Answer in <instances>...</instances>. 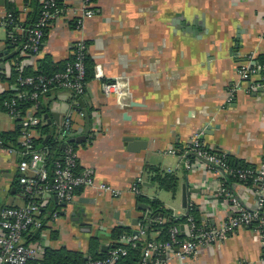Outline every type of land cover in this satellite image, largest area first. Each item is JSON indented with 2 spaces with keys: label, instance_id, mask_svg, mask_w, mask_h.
<instances>
[{
  "label": "crops",
  "instance_id": "0c3cea01",
  "mask_svg": "<svg viewBox=\"0 0 264 264\" xmlns=\"http://www.w3.org/2000/svg\"><path fill=\"white\" fill-rule=\"evenodd\" d=\"M42 1L2 0L0 20L15 14L14 33L25 37L23 29L31 24L28 18L39 13ZM56 2L62 13L47 30L38 55L22 54L21 42L10 45L14 55L0 70V94L18 91L16 80L10 79L14 67L16 71L34 70L37 60L44 57L55 64L67 62L79 41L87 43V55L94 66H100L102 80L122 78L126 88L122 96L105 97L101 81L94 78L75 103L71 93L63 90H51L40 99L51 132H57L64 115L74 113L76 125L83 128L76 138H85L75 142L79 168L91 169L97 182L119 191L113 198L92 189L78 190L74 200L78 206L67 212L83 209L80 220L65 216L74 237L51 248L42 239L45 226L38 233L44 248L87 254L91 237H97L100 246H108L114 227L130 226L131 219L144 214L137 210L131 191L139 179V194L159 200L176 216L185 213L181 206V186L185 185L188 204L202 224L217 226L227 221L233 211L218 192L227 178L195 159L185 169L178 156L167 151L174 148L181 153L192 135L202 133L208 147L226 154L235 164L254 169L264 164V92L251 88L255 80L240 82L235 73L250 58L264 61V0H92L94 16L78 29L74 21L80 15L79 0ZM7 37V29L0 27L1 45L9 46ZM229 94H233L231 102L225 105ZM78 112L84 118H78ZM34 113L28 108L19 112V118H12L0 109V133L15 131L22 117ZM126 138L144 142V148L129 152ZM18 162L16 155L0 150V210L23 205ZM146 166L178 178L176 194L169 193L171 205L163 202L162 190L149 182ZM229 189L244 207H255L258 194L254 186L234 181ZM40 205L46 221L53 210L58 215L63 210L53 197L41 200ZM253 227L237 229L224 241L201 248L187 264H264ZM51 229L48 236L53 238L56 233Z\"/></svg>",
  "mask_w": 264,
  "mask_h": 264
},
{
  "label": "built area",
  "instance_id": "2783aa9c",
  "mask_svg": "<svg viewBox=\"0 0 264 264\" xmlns=\"http://www.w3.org/2000/svg\"><path fill=\"white\" fill-rule=\"evenodd\" d=\"M79 4L80 15L74 21L77 29L82 26L85 20L94 16L92 0H79ZM61 13L62 8L56 0H43L37 18L29 24L28 28L23 29L25 41L20 44L19 51L22 54L38 55L47 30L60 17ZM0 27L5 29L11 27L12 31L15 32L17 30L16 18L9 14L0 20ZM86 54V43L77 42L73 49V60L66 64L62 72L49 77L23 76L21 70L17 69L19 73L16 78L18 89L14 96L16 100L12 99L5 104L6 113L12 118H19L15 101L31 102L29 108L37 113L40 99L51 90L70 92L75 103L76 99L85 93L87 86L84 65ZM235 73L240 82L255 80L251 88L261 89L264 92V61H255L250 58L246 64L238 65ZM94 78L101 81L102 94L105 97L124 95L126 87L123 79L114 78L110 81H103V74L99 65L94 66ZM26 87L31 88V91L19 90V88ZM232 95L229 94L225 99V105L230 104ZM35 113L20 119L23 129L18 147H5L0 139V150L19 158L17 164L18 185L23 200L21 206L3 207L0 210V264H45L42 261V250L45 244L41 241L36 245L27 244L37 231L46 226V222H51L58 217V212L53 210L49 214L48 220H44V211L41 210L40 205L41 200L56 197L58 204H70L75 200L76 192L80 189H92L97 195L109 194L113 198L119 195V191L104 183L97 182L91 169L79 168L77 152L70 145L75 142H70V140H75L83 128L81 125H76L73 112L64 115L59 123L56 139L61 144H65V147L62 155L53 162L51 170H48L46 168L47 152L33 147V140L39 137V133L34 128L46 121L42 114L38 116ZM77 117L84 118V113L78 112ZM201 136L202 133L192 135L181 153H178L174 148L169 149L167 153L178 156L180 166L185 169H189L190 159H195L204 163L207 170L221 172L224 178H233L241 184L250 181L258 194L255 209L249 210L244 207L220 183L218 186L219 195L223 196L229 203L233 211L232 216L217 226L197 224L194 217L189 214L193 206L187 203L185 213L182 216L185 219L183 224L184 239L178 240V236L181 234L180 229L178 226L172 227L169 230L168 242L160 243L151 240L144 246L139 264H187L201 248L222 242L237 229L247 228L253 224H256L253 228L258 234L264 258V164L258 169L252 167L232 168L229 166L227 155L208 147ZM140 183L141 180L139 179L131 186V191L135 195L139 194L138 185ZM146 219V214L142 215V220ZM135 231L137 232L136 236L125 237L122 239V243L134 246L137 236L145 237L146 235V228L139 222ZM125 255L124 249H112L105 257L86 258L80 264H115ZM239 264L249 263L240 262Z\"/></svg>",
  "mask_w": 264,
  "mask_h": 264
},
{
  "label": "trees",
  "instance_id": "16d2710c",
  "mask_svg": "<svg viewBox=\"0 0 264 264\" xmlns=\"http://www.w3.org/2000/svg\"><path fill=\"white\" fill-rule=\"evenodd\" d=\"M37 15L38 12L31 18H28V20H30V22L32 23L37 18ZM12 17L15 18V14L12 13ZM7 36V45H16L15 43L18 44L25 41V37L14 33L11 27L7 28ZM260 59L263 60V58ZM72 60L73 57L70 58L67 62H60L55 64L52 63V61L47 57L40 58L37 60L36 68L34 70H31V68L29 67L28 69L21 70V74L23 76L49 77L55 73L62 72L65 69L66 64L68 62H71ZM84 65L86 69V81L88 83L94 79V63L87 54L84 57ZM18 73L19 72L16 71L14 67L11 71L10 79L16 80ZM19 90L23 92H30L31 88H19ZM16 93L7 91L0 94V109L6 112L7 109L5 107V104L10 102L12 99L16 100V98H14ZM31 104V102L15 101L16 111L18 113H24L25 110L31 107ZM38 107L39 108L35 115L39 116L41 114L45 115L47 113V110L41 107L40 101ZM22 129L23 127L20 126L13 132L0 133V139L3 141L4 146L7 147L10 144L12 147H18L19 142L17 141V139L22 136ZM34 129L39 133V137L33 140V147L34 149L44 150L47 152L46 168L48 170H51L53 162L63 153V144H61L60 141L56 139V133H54L53 131L51 132L50 127L46 123L40 126H36ZM46 136H49V138L44 142ZM70 145L75 147V143H72ZM182 150L184 149H181V151ZM227 157L230 167L245 168V166H239L237 163L235 164L229 156ZM247 167L249 166H246V168ZM144 171L146 175H148L149 182L157 189L171 193L172 195L176 194L178 187V178L176 177V175L163 172L159 168L154 166H146ZM234 181L236 180L228 177L224 182V187L227 188V190H230V185ZM246 184L252 185L250 181L246 182ZM139 186L140 185H138V187ZM135 201L136 205L143 204L148 206V209L147 211L143 212L144 214H146L147 219L143 221L142 216L139 218V224L143 225L146 228V235L145 237L137 236L134 246H132L131 244L122 243V239L128 236H136L137 233H134L135 230H132L130 228L114 227L109 233L110 244L108 245L107 252H101L99 239L97 237H91L88 243L87 254H83L77 251H68L65 248L51 249L47 247L43 248L42 250V261L45 264H80L85 261V258H102L108 254L109 250L121 248L126 251V255L121 257L115 264H139L141 261L142 250L148 242H150L151 240L160 243L168 242L169 230L174 226L179 227L180 225H183L185 223V219L183 217L175 216L171 210L165 208L164 205L157 199H150L138 194L136 195ZM189 214L194 217L197 224H201L194 207H192V210L189 211ZM159 221H161V223H159ZM254 225L256 224H253V226ZM41 230L37 231L34 236H32L31 239L28 240V245L31 241L34 242L33 245H36L40 241L38 233ZM183 239V236H178V240ZM155 257L156 255L154 256V258Z\"/></svg>",
  "mask_w": 264,
  "mask_h": 264
},
{
  "label": "water",
  "instance_id": "95a60500",
  "mask_svg": "<svg viewBox=\"0 0 264 264\" xmlns=\"http://www.w3.org/2000/svg\"><path fill=\"white\" fill-rule=\"evenodd\" d=\"M0 3H2V0H0ZM193 26H195V25H193ZM187 31L195 32V30H192V28H187ZM10 48H11L10 45L5 46L3 44L2 45L0 44V70H3V65H4L3 62L6 60H9L14 55V52H9ZM261 91H262L261 89L258 90V92H261ZM79 102H81V100H79ZM44 118L47 120V122L49 121L47 115H45ZM207 129H208V131H211V127L207 126ZM205 133H206V135H210V134H207L210 132H205ZM48 138H49V136H46V138L44 139V142L47 141ZM82 139L85 140V138L81 137V138H76L75 140H70V142H79ZM201 139H203V135L201 136ZM125 142L128 145L127 147H128L129 152H136V151H139L140 148L141 149L144 148V142H141L140 140H137V139L126 138ZM64 147H65V144L62 145V148H64ZM144 185H147V184H144ZM257 199H258V196H257ZM53 200L55 203H58L56 200V197H54ZM78 203L79 202H77V201H73L70 204H62L61 206L63 207V210L60 212V215L61 216H67L68 215L70 218H72L73 221H75V222L79 221L80 215L83 213V209H79L77 212H72L71 214H68V212H67L69 208H71V209L76 208L78 206ZM187 203H188V192L186 190L185 185H182L181 186V206L183 209H185L187 207ZM136 208H137V210L145 212V211H147L148 206L143 205V204H138L136 206ZM254 209H255V207L252 210H254ZM263 216H264V213H263ZM126 217H127V219H130V212H127ZM138 222H139V219L134 218V219H131V225L130 226H124L122 224H119L118 227H121V228H130L131 226L136 227ZM179 229L181 232L180 235L183 236L184 235V232H183L184 226L180 225ZM134 233H137V232L134 231ZM100 250H101V252H107L108 246L107 245H101ZM85 260H86V258H85Z\"/></svg>",
  "mask_w": 264,
  "mask_h": 264
},
{
  "label": "rangeland",
  "instance_id": "374dc122",
  "mask_svg": "<svg viewBox=\"0 0 264 264\" xmlns=\"http://www.w3.org/2000/svg\"><path fill=\"white\" fill-rule=\"evenodd\" d=\"M160 194L163 202H165V204L171 205V194L165 191H161ZM46 226L47 228H45L42 233V239L44 237V240L46 239V241L49 242V246L51 248L59 244L60 241L62 242L63 240L72 237V235L74 237V231L73 229L71 230V225L67 224L65 216L58 215L55 220H51V222H48ZM50 226L53 227L51 230H54L56 233V235L53 233V238L48 236L50 234L49 232H51L49 230V228H51Z\"/></svg>",
  "mask_w": 264,
  "mask_h": 264
}]
</instances>
